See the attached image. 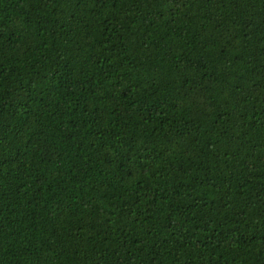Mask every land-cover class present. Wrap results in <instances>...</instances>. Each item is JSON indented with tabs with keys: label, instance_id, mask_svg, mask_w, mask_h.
I'll use <instances>...</instances> for the list:
<instances>
[{
	"label": "trees",
	"instance_id": "obj_1",
	"mask_svg": "<svg viewBox=\"0 0 264 264\" xmlns=\"http://www.w3.org/2000/svg\"><path fill=\"white\" fill-rule=\"evenodd\" d=\"M0 264H264V0H0Z\"/></svg>",
	"mask_w": 264,
	"mask_h": 264
}]
</instances>
